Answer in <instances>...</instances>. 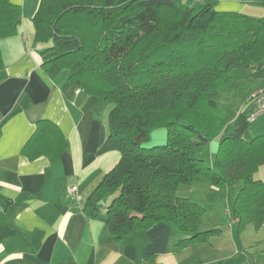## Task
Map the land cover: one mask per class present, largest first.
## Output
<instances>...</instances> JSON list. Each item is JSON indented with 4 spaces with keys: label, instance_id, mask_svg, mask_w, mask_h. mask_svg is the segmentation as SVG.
Returning <instances> with one entry per match:
<instances>
[{
    "label": "trees",
    "instance_id": "obj_1",
    "mask_svg": "<svg viewBox=\"0 0 264 264\" xmlns=\"http://www.w3.org/2000/svg\"><path fill=\"white\" fill-rule=\"evenodd\" d=\"M20 18L19 6L0 0V39L16 34ZM32 23L34 43L44 45L43 73L54 78L66 70L71 85L110 106L108 140L120 159L84 211L96 217L104 210L113 239L166 224L180 236V248L208 242L221 230H201L205 209L177 196L197 177L216 190L239 185L230 216L240 229L263 224L264 181L256 174L264 167V136L243 138L257 88L236 93L235 117L219 100L237 78H249L236 71L263 68L264 15L220 12L211 4L195 9L183 0H40ZM158 129L166 143L142 145ZM215 139L208 166L202 155ZM66 146L59 128L42 119L20 154L53 163Z\"/></svg>",
    "mask_w": 264,
    "mask_h": 264
},
{
    "label": "crops",
    "instance_id": "obj_2",
    "mask_svg": "<svg viewBox=\"0 0 264 264\" xmlns=\"http://www.w3.org/2000/svg\"><path fill=\"white\" fill-rule=\"evenodd\" d=\"M8 1L20 7L21 18L15 35L0 39V264H264V222L240 229L219 201L225 197L229 205V189L216 190L200 177L179 187L177 196L218 208L219 215L208 219L202 206L200 229L221 230L203 244L178 247L180 236L166 224L115 240L104 210L96 217L85 213L87 197L120 159L108 140L110 106L78 91L66 70L54 78L43 73L44 45L34 43L32 23L40 0ZM204 3L239 14L262 5L259 0ZM262 85L264 77L254 89ZM42 119L54 123L67 144L53 163L20 154ZM256 178L264 181V174Z\"/></svg>",
    "mask_w": 264,
    "mask_h": 264
},
{
    "label": "rangeland",
    "instance_id": "obj_3",
    "mask_svg": "<svg viewBox=\"0 0 264 264\" xmlns=\"http://www.w3.org/2000/svg\"><path fill=\"white\" fill-rule=\"evenodd\" d=\"M205 1V0H204ZM204 1H199V2H194L191 0H183V3L191 6L195 9L201 8L205 3ZM249 9V10H248ZM242 15H246L248 17H252V18H260L264 15V6L260 5V4H253L252 6H248L247 10H245L244 12H242ZM237 73H235L237 76L240 77H248V79L242 80L241 78H237L231 85V88L227 91V92H223L220 97L221 100H219V105H220V109L223 110L226 114L235 117L237 112L240 110L241 107V97H236V93L240 92L241 96H247L249 94H251L252 90L254 89V87L257 85V83L259 82V78L261 79L262 77H264V68H262L259 72V74H255L254 72H258V71H251L250 69H242L240 71H236ZM245 81V83L242 85V87L240 89H238L236 86H238L241 82ZM259 136H264V116L258 117L255 121H253L252 123L249 124L248 129L246 130V132L243 135V138L245 141H250L255 137H259ZM166 143V131L164 129H158V130H154L149 134V137L146 141H144L142 143V145H144L145 147H151V146H157V145H162ZM216 147H217V139L213 140L210 142V144H208L204 154L202 155L205 163L209 166L211 164V162L213 161L214 155H215V151H216ZM259 172H261V174H264V168H262ZM259 176V175H258ZM204 180V179H203ZM239 185L236 187H230L229 188V197L231 199V195H236L239 191ZM222 201V209L224 211V209L226 210V208L229 209V212L231 210L230 205H228L226 203L225 197H222L221 200ZM110 202V197L106 198L104 201V205L109 204ZM202 203V202H200ZM205 209H207V218L213 219L214 216H218L219 215V211L218 208L213 207L212 209L209 206H204V204H201ZM211 209V210H210ZM218 214H216L217 212ZM210 216V217H209Z\"/></svg>",
    "mask_w": 264,
    "mask_h": 264
},
{
    "label": "built area",
    "instance_id": "obj_4",
    "mask_svg": "<svg viewBox=\"0 0 264 264\" xmlns=\"http://www.w3.org/2000/svg\"><path fill=\"white\" fill-rule=\"evenodd\" d=\"M194 2L204 1V0H191ZM80 91V89H78ZM251 99V111L247 116V121L252 123L258 117L264 116V85L257 88L250 96ZM76 187L70 189L71 192H74Z\"/></svg>",
    "mask_w": 264,
    "mask_h": 264
}]
</instances>
